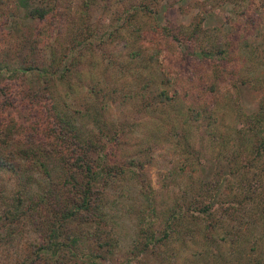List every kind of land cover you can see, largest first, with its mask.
<instances>
[{
  "label": "rangeland",
  "instance_id": "rangeland-1",
  "mask_svg": "<svg viewBox=\"0 0 264 264\" xmlns=\"http://www.w3.org/2000/svg\"><path fill=\"white\" fill-rule=\"evenodd\" d=\"M35 2L50 10L54 6L53 14L35 21L11 0L0 3V65L8 61L21 70L3 67L0 77H25L20 83L34 88L42 87L46 77H62L61 83H49L48 90L75 111L83 133L89 128L93 130L88 133L96 131L90 116L79 121L86 102L83 97H88L87 91L95 86L104 121L119 133L115 157L111 158L134 159L143 165L141 170L130 167L132 173L115 177L107 188L106 213L116 257L131 258L128 251L135 231L139 233V214L144 224L153 218L158 236L164 225L163 212L176 197L188 199L190 189L202 192L199 186L206 181H218L216 200L236 189L232 181L242 177L243 169L230 175L223 167V157L231 156L228 136L238 125V117L257 109L264 89V40L259 36V32L264 34V0ZM195 24L200 32L191 37ZM85 28L87 37L82 34ZM36 31L41 32L30 37V41L37 40L32 44L39 46L35 52L23 43L27 33ZM84 37L86 40L77 46L71 44L73 39ZM81 49L86 50L75 61ZM202 49L210 55L202 56ZM18 51L26 53V64L34 61L38 68L22 74ZM49 71L55 73L50 75ZM243 77H248V83H241ZM68 80L73 83L68 85ZM13 118L23 119L18 115ZM0 179V186L11 193L13 179L6 174ZM142 181L147 183L145 189L150 188L155 214L147 208ZM211 193L212 189L202 198L199 209L208 205ZM223 204L220 201L210 209ZM186 223L182 230L186 234L194 231L192 241L179 245L177 236L172 235L159 246L157 258L150 257L141 264H198L203 225ZM25 233L19 244L12 243L0 252V264H13L21 247L35 238L32 232ZM75 249L76 254L66 250V256L57 263L112 264L100 258L86 262L82 255L89 251L86 245L80 243ZM40 264L55 262L45 257Z\"/></svg>",
  "mask_w": 264,
  "mask_h": 264
},
{
  "label": "trees",
  "instance_id": "trees-1",
  "mask_svg": "<svg viewBox=\"0 0 264 264\" xmlns=\"http://www.w3.org/2000/svg\"><path fill=\"white\" fill-rule=\"evenodd\" d=\"M11 1L31 20L44 21L49 18L48 13L53 14L54 6L50 10L35 0ZM192 30L191 37L199 34L200 27L195 24ZM40 32L27 33L23 46L36 52L39 46L32 44L37 40L30 41V37ZM85 32L82 29L87 37V28ZM259 36L264 40L262 32ZM86 37L79 41L75 38L71 44L77 46ZM85 50L81 49L83 53L79 52L75 61ZM201 52L204 57L210 55L204 49ZM257 52L261 54L262 50ZM16 57L23 66L22 74L38 68L34 61L25 63L23 51H18ZM3 67L18 69L8 61H4ZM3 67L0 65V69ZM49 73L52 75L55 71ZM20 78L25 79L0 77V175L13 179L11 193L0 186V252L12 243L19 244L25 231L34 233L35 238L21 247L13 264H40L45 257L61 264L57 262L66 256L65 251L76 254L75 246L80 243L89 250L82 253L86 262L100 258L111 260L112 264H141L150 257L157 258L159 246L170 241L172 235L177 236L179 245L192 241L194 231L186 234L182 230L188 225L186 222L196 227L203 225L198 264H264V89L257 109L241 114L238 125L231 129L228 136L232 142L231 156L225 158L222 154L223 167L229 169L230 175L243 169L242 177L232 181L236 189L216 200L213 198L218 181H199L204 184L199 186L202 192L190 189L188 199L176 197L166 207L163 229L158 236L153 229V218L144 224L139 214L136 221L139 233L135 231L136 238L132 239V248L128 251L131 258L121 259L115 255L106 213L107 188L115 177H123L128 171L132 173L130 167L141 170L143 165L136 164L134 159H113L119 133L104 121L101 97L94 85L87 91L88 97H83L86 102L79 121L90 116L96 131L88 133L93 130L89 128L84 135L76 123L75 111H70L66 101H58L48 90L49 83H61L62 77H46V83L36 88L24 86ZM247 78L243 77L241 83H248ZM68 82V85L73 83ZM15 115L23 119L14 121ZM142 182L144 185L140 187L147 208L150 214H155L150 188L145 189L147 183ZM210 188L212 199L199 209ZM220 201L224 204L210 209ZM247 203L251 206H246ZM159 264L162 263L159 261Z\"/></svg>",
  "mask_w": 264,
  "mask_h": 264
}]
</instances>
